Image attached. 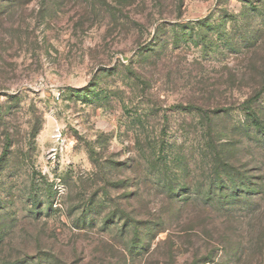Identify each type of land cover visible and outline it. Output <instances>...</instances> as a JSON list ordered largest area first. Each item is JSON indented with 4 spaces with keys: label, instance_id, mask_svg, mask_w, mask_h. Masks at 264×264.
<instances>
[{
    "label": "rangeland",
    "instance_id": "obj_1",
    "mask_svg": "<svg viewBox=\"0 0 264 264\" xmlns=\"http://www.w3.org/2000/svg\"><path fill=\"white\" fill-rule=\"evenodd\" d=\"M259 222L264 0H0V264H264Z\"/></svg>",
    "mask_w": 264,
    "mask_h": 264
},
{
    "label": "trees",
    "instance_id": "obj_2",
    "mask_svg": "<svg viewBox=\"0 0 264 264\" xmlns=\"http://www.w3.org/2000/svg\"><path fill=\"white\" fill-rule=\"evenodd\" d=\"M260 95H261V91H258L257 93L253 94L251 97L246 99L244 102V109L247 111V113H249L252 116V122H254L256 125L259 124L258 123L259 120L257 118L258 114H257V110L255 109L254 105H255V101L260 97ZM217 155L220 156V154H217ZM231 196H233V195L231 194ZM249 228L251 229L250 234L255 238L254 239L255 241H250V243L254 242L255 245H257L259 247V250L264 249V238L261 239L262 235L264 234L263 223L259 222V223L252 224L251 226H249ZM230 233H232V232H224V234L222 235V237L223 236L224 237L222 239L219 238V241L216 244V245H218L219 248H221V249L225 248L227 246L226 242L232 240L230 238L231 237ZM233 234H234V232H233ZM236 245H237V247H236L235 255H237V254L239 255V253L241 251H243L245 248H244L242 241H237ZM209 254H210V257H208L207 259L210 260L211 257H213V255L211 253H209ZM207 259L204 260V263H205V261H207ZM238 259H240V257ZM192 264H195V261Z\"/></svg>",
    "mask_w": 264,
    "mask_h": 264
}]
</instances>
